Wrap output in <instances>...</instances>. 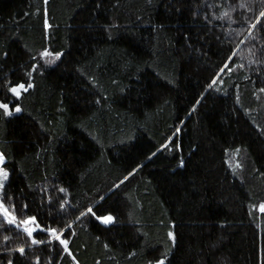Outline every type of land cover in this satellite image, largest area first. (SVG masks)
<instances>
[{"label": "trees", "instance_id": "16d2710c", "mask_svg": "<svg viewBox=\"0 0 264 264\" xmlns=\"http://www.w3.org/2000/svg\"><path fill=\"white\" fill-rule=\"evenodd\" d=\"M241 3L253 11L239 8ZM225 10L236 23L217 19ZM259 10H264L262 0H48L47 5L28 0L11 17L0 15V99H12L9 82H27L25 69L38 51L63 53L53 64L41 61L46 70L37 71L31 81L35 87L19 98L22 111L0 116V151L12 172L5 191L14 198L17 215H36L41 224L55 218L52 226H63L78 214L73 210L85 206L112 212L117 219L111 225L86 216L73 226L75 235L68 239L80 264H154L163 256L166 264H264V213L259 211L264 203V93L259 92L264 64L251 63L264 60V30L249 35L245 19ZM79 28L101 29L106 38L75 67L101 100L81 118L67 102L64 86L49 77L52 67L72 54ZM136 28L149 31L145 56L138 60L119 44ZM16 44L29 58L4 72L3 62ZM226 58L231 63L223 68ZM214 76L218 82L208 89ZM153 79L173 95L140 118L134 99ZM73 131L83 134L99 156L71 185L65 143ZM140 135L156 148L155 156L141 162ZM134 168L135 175L120 183ZM117 183L120 187L113 188ZM60 186L68 193H59ZM45 193L52 195V205L46 198L41 202ZM57 199L70 202L63 220L53 210ZM9 228H0V260L16 264L22 258L7 248L28 238ZM4 234L11 239L4 242ZM34 235L48 240L46 233ZM57 243L25 244L29 259L23 264H35L37 255L47 264ZM52 264L72 261L65 253Z\"/></svg>", "mask_w": 264, "mask_h": 264}, {"label": "snow or ice", "instance_id": "6c2138e0", "mask_svg": "<svg viewBox=\"0 0 264 264\" xmlns=\"http://www.w3.org/2000/svg\"><path fill=\"white\" fill-rule=\"evenodd\" d=\"M262 2H264V0H262ZM43 3L47 5L48 0H43ZM222 6L223 5H221V7ZM238 7L244 9L246 12L253 11V9L247 4L241 3L238 5ZM37 11H39V9H37ZM233 11H235V9ZM213 15H215V13H213ZM225 17H228L230 20H232L233 23L237 22L232 18V16L227 10L223 11L222 15L218 16L217 19L222 20ZM205 19H207V16H205ZM245 19L249 25V35H252V30H264V10H259L258 14H255L251 19H248L247 17H245ZM44 25L46 28L51 27L47 20L44 21ZM253 39H256V37H253ZM229 52L230 56H235V52H233L231 48L229 49ZM62 54L63 53L60 51L53 52L49 48H44L43 51H38L35 56H32V62L30 63L29 67L25 69V77L27 78V82L18 81L15 84H12L11 82L8 83L7 91L11 94L12 99L9 101L0 99V116L12 117L15 113H20L22 111V107L19 103V98L30 88L35 87L34 83H32L31 81L34 80V75L37 73V71L39 70L40 72H43L46 70L41 61H43L44 64H53L62 56ZM4 55L7 56V53H4ZM226 61L227 62L223 65V68H227V64L231 63L230 58H226ZM251 63L264 64V60H261L259 62L253 60L251 61ZM239 67L243 68L244 65L240 64ZM257 71H260V69L257 68ZM244 78L248 79L249 77L246 76ZM218 79L219 77L214 76L207 85L208 89H213L214 86L217 84ZM259 92L264 93V87L260 88ZM2 95L3 93H0V96ZM257 99H260L258 95ZM237 101H239V97H237ZM94 102L96 104H99L101 103V100L97 98ZM197 103H199V100H197ZM194 110L195 109H193V111ZM177 131H179V129H177ZM168 143H171V141H169ZM168 143L161 145L160 148H167ZM236 151L237 153H239V149H237ZM150 155L155 156L156 152L154 151ZM7 163L8 157L6 156L4 151H0V217L3 218V222L0 223V228H3L4 225H9L12 226V228L7 229L6 231L20 230L22 233L26 234L28 240L25 242V244H27L28 248H31V246L33 245H51L54 241L58 242L53 249L49 250L50 254L47 257V264H52L53 258L57 259L58 261H62L63 254L65 253L72 261V264H80V260L74 254L72 248L70 247V240L68 239V236L75 235V232L73 231V226L77 222H79L83 217L86 216L94 217L95 220L100 221L105 225H111L116 221V216L113 215V213L108 211L107 209H102L100 206H85V208L82 210H73L78 211V214L75 215L74 219L65 221L63 226H52V224L56 223L55 218L52 219L51 223L46 222L45 224H41L36 215H26L24 218H21L16 213V204L14 203V198L5 191L6 187L9 186L10 177L12 175L11 170L7 167ZM183 164L184 161L181 159L180 165L183 166ZM236 167L242 168L243 165L239 161H237ZM135 172V168L129 171L120 179V183L128 181L132 176L135 175ZM120 183L114 184L113 188H119ZM39 191L44 192V189H39ZM58 191L59 193L67 194L69 190L66 187L60 186L58 188ZM45 198L48 200L49 205H52V195L50 193H45V196L42 197L41 202H43V199ZM100 199L104 200L105 197L101 196ZM6 200L8 201V203L5 202ZM27 207V203H24L22 205V208L24 209H27ZM69 207L70 202L68 200L57 199L56 206H53V210L57 211L59 213V218L63 220L64 216L67 214V209ZM253 208H256V205H253ZM259 211L261 213H264V203L259 204ZM37 232L46 233L48 235V240L46 241L44 239H37L34 235V233ZM168 236L171 238L172 243L175 244V233L170 231L168 233ZM10 239L11 237L9 235H3L4 242L9 241ZM25 244H20L16 248H7V251L9 253L13 251L18 252L19 257L22 258L17 259L16 264H23L24 260L29 259V257L26 255ZM104 246L106 248L109 247L108 244H105ZM53 251L55 252V257H53V255L51 254V252ZM131 254L135 255L134 252ZM166 260L167 256H163L161 258L156 259L154 264H166ZM0 264H14V261L13 259L8 258L7 260H0ZM35 264H41V257L39 255L35 256ZM148 264H153V262L149 261Z\"/></svg>", "mask_w": 264, "mask_h": 264}, {"label": "rangeland", "instance_id": "374dc122", "mask_svg": "<svg viewBox=\"0 0 264 264\" xmlns=\"http://www.w3.org/2000/svg\"><path fill=\"white\" fill-rule=\"evenodd\" d=\"M28 0H0V15L11 17L16 8L25 7ZM149 31L142 28L134 29L130 34L119 39V44L126 48L135 59H142L148 46ZM106 43L105 33L97 28H79L76 34V43L72 54L65 60L54 65L49 77L64 86L66 100L78 118L92 111L96 97L85 83L76 75V65L94 53ZM29 57L16 44L9 49L8 56L3 62L4 72L25 62ZM173 95V90L157 79H153L148 91L134 99V113L143 117L149 110ZM139 161L148 159L156 148L143 136H139ZM99 151L79 131L68 135L65 143L67 181L73 185L79 171L88 163L97 159Z\"/></svg>", "mask_w": 264, "mask_h": 264}]
</instances>
